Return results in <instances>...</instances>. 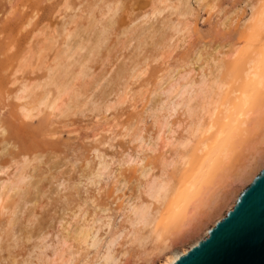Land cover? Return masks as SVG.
I'll return each mask as SVG.
<instances>
[{
	"label": "snow or ice",
	"instance_id": "1",
	"mask_svg": "<svg viewBox=\"0 0 264 264\" xmlns=\"http://www.w3.org/2000/svg\"><path fill=\"white\" fill-rule=\"evenodd\" d=\"M47 3L56 22L55 28H44L49 33V55L55 56L51 63L56 65L45 81L56 90L52 112L75 118L80 131L72 135L80 138L83 147L74 154L65 153L66 159L55 156L49 160L35 188L31 181L36 179L37 161L30 159L28 147L0 153V162L7 165L0 176L26 173L19 185L6 181L0 187V264H154L153 257L158 254L154 245L180 227L184 214L180 209L163 208L153 213L138 200V218L126 221L121 181L125 191L138 192L141 197L151 191L157 200L155 193L163 194L167 187L169 158L178 149L192 146L201 135L215 131L206 123V116L211 115L208 97L221 86L222 76L234 78L242 65L248 68L251 89V95L246 96L250 104L245 107L258 103L264 115V0L154 3L152 15L168 21L174 30L189 21L183 33V58L173 51L176 36L172 48L167 39L161 44V59L175 57L178 61L169 69L172 88L165 94L176 99L162 102L155 99L156 92L151 93L152 101L139 100L105 90L103 81L90 84L85 79L80 83L77 77L75 82L62 83L57 79L65 59L94 53L93 45L105 30L104 9L120 5L103 0ZM192 79L199 83H191ZM141 103L145 107L141 108ZM44 107L41 103L40 109ZM25 118L33 117L27 114ZM225 135L221 130L217 140ZM259 135L264 168V120ZM228 136L235 152L243 153L247 138L235 130ZM32 199L35 203H26ZM34 208L40 215L33 213ZM129 223L130 227L125 226Z\"/></svg>",
	"mask_w": 264,
	"mask_h": 264
},
{
	"label": "rangeland",
	"instance_id": "2",
	"mask_svg": "<svg viewBox=\"0 0 264 264\" xmlns=\"http://www.w3.org/2000/svg\"><path fill=\"white\" fill-rule=\"evenodd\" d=\"M157 2L159 0H103V3L113 6L120 5V7L118 9L116 7L104 9V14L107 16L105 30L104 34L100 38L98 37L93 45L95 47L94 53L88 52L77 57L75 60L80 65L75 60H71L73 63L75 62L74 65L66 59L70 63V70L72 68L76 74L79 73L78 70H85V75L80 77V83H84L85 78L90 84L103 81L101 87L105 90L113 94L124 92L127 93L125 95L135 96L139 100L152 101L154 98L151 93L153 92L158 93V96L155 97L158 102L169 98L165 95L173 79L169 69H174L178 61L175 57L161 59V56L164 55L161 51V44L167 39L168 47L172 48V37L176 36L173 51H176L180 58H183L185 55L182 51L185 47L183 35L185 29L180 27L178 31L174 30L175 26L172 27L168 21L152 15V6ZM187 23L189 24V22ZM209 23L211 24V22ZM55 26L53 10L47 0H0V153L8 150L14 151L18 146L26 145L28 147L31 152L30 159L37 161L34 173L36 179L31 181L34 188L40 183L39 176L43 175L48 168L49 160L55 156H62L66 159L65 153L74 154L83 147L80 138L72 135V133L80 131L77 123L73 122L75 118L59 113L54 114L49 107H44L40 111H33L34 115L31 119L25 118L26 110L24 107L29 103L36 104L40 95L48 92V89L51 95L49 98H55V88L46 86L45 83L51 70L49 68L51 66L54 68L56 65L51 63L55 56L50 57L49 55L50 45L47 44L49 33L44 31L45 27L55 28ZM39 56L42 57L39 58ZM81 60L84 61L83 64ZM40 61L42 62L40 63ZM113 69L116 71L113 72ZM162 72L164 73L163 77H161ZM76 76L79 77V75ZM75 79H73L74 82ZM36 81L42 82L40 88ZM161 81L163 82L161 83ZM28 83L31 86L34 85L33 88L36 85V89H34L36 93L32 94L31 97L27 96L21 99V88ZM32 100L36 102L34 101V103ZM140 107H145V104L141 103ZM262 120H264V115L260 111L256 115L252 114L248 118V123L243 125L244 131H241L242 134L240 132V137L247 138V146L244 152L237 154L233 149L230 158L224 160V163H220L215 172V177L210 181L213 182L214 188L208 183L210 185L207 186L209 187L208 191L205 189L208 195L205 194L204 199L199 200L203 203L198 204L197 202L198 207L195 208L194 205L192 207L194 209L190 208L191 212L188 211L190 214L186 213L187 217L184 216L185 219L183 218L180 227L167 235L169 237L168 243L173 246L172 248L181 250L188 246L189 242L201 237L202 234H199L202 232L201 228L210 226L217 218L225 214L229 206L224 200L225 194L223 195V193L232 189V186L234 188L239 185L240 181L237 178L239 169L242 170V167L244 168L247 166L246 164H250L248 162H252L253 158L255 159L260 155V151H258L261 144L259 127ZM101 151L104 155L108 154V151ZM174 157L169 158L168 174H171L173 182L176 184L186 172L192 171L194 165L186 171L183 160L176 155L178 161L180 160L178 164ZM6 168L7 165L0 162V172H6ZM19 173L13 171L10 175L0 176V187L6 180H17L21 175ZM22 174L23 179L21 180L26 179L25 172ZM125 187L124 181H121V205L126 221H128L127 215H131L132 206L137 205L136 201L138 200L143 204L153 201L152 210L157 211L154 209L155 207L159 209L160 202L150 199L149 193H147L149 196L145 193L141 197L138 192L125 191ZM210 193L212 196L219 195L221 199H214L213 202L212 199L215 197L211 198ZM33 196H35V192ZM206 196L209 203L211 201L214 203H211L214 205L212 208L205 201ZM216 198L218 197L216 196ZM218 202L221 206L218 205ZM26 203L33 204L35 199L28 200ZM230 203L232 204V202ZM76 207L79 208V204ZM32 211L36 215H40L38 208H34ZM58 222L59 218L57 219V226ZM48 223L51 224V221ZM125 226L130 227V224ZM156 263L159 264V261L157 260Z\"/></svg>",
	"mask_w": 264,
	"mask_h": 264
},
{
	"label": "bare ground",
	"instance_id": "3",
	"mask_svg": "<svg viewBox=\"0 0 264 264\" xmlns=\"http://www.w3.org/2000/svg\"><path fill=\"white\" fill-rule=\"evenodd\" d=\"M187 22H189V21H184V24H183L184 26L181 29L187 28V26H188ZM110 24H112V23H110ZM172 27H174V26H172ZM107 30H108V28H107ZM41 57L39 56V58H41ZM87 58H88V56H87ZM26 60H28V59H26ZM77 60H79V59H77ZM72 61H74V60H72ZM72 61H71V63H73ZM81 61H82L81 63L83 64L84 61L83 60H81ZM28 62H29V60H28ZM41 62L42 61H40V63ZM75 62H76V60H75ZM29 64H31V63H29ZM69 64L70 63H68L65 59L63 61V66L58 70L59 75L57 76V79H61L62 83H67L69 80L73 81V79H75L77 77L76 75H79V77H82L85 75L84 69H81V71L78 70L79 73H77V74L75 73V71L72 70V68H71V70H72L71 71L69 68L70 67ZM73 64H71V65H73ZM77 64H79V63H77ZM83 66H85V65H83ZM52 67L53 66H51L49 69H53ZM65 69H67V70L65 71ZM87 70H89V69L87 68ZM255 71L257 73L259 72V66L258 65L255 66ZM247 72H248V68L245 65H242L240 68V71L235 75L234 78L229 79L227 75L222 76L221 77V86L216 87L214 94L212 96L208 97L207 102L210 105L211 115L206 116V123H207V127H211L215 131H213L212 133H209L208 135H201V137L199 139H197L195 141V143L192 146H190L189 148H180L177 151H175L176 154H175L174 158H176V155H177V157L179 159L183 160V163L185 164V165L184 164L183 165L187 169L186 171H188L192 165H194V167L192 166L193 167L192 171H190L189 173L186 172L183 175V177L180 178L179 182L176 184L173 182V177L171 176V174L170 175L168 174L170 177L169 176L167 177L168 182H167V187H166L165 192L163 194H161L159 192L155 193V195L157 197L156 201L160 202L159 209H158V207L154 208V209H157V211H159L161 208H163L165 211L180 209L181 212L184 214L183 218H184V216L187 217L186 213H188L189 209L194 207V205H195V208L198 207V205L196 203L198 202V204H200L201 202H199V200L204 199V195L207 194V191L209 189V187H207V186L209 184H211V187H213L212 186L213 182H210V181L212 180L213 177H215L214 176L215 172L219 168L220 163H224L225 162L224 160H227L228 158H230V156L232 155V153L234 151L233 150L234 148H233L232 143L229 139L228 133H231L233 130H235L236 134L240 136L242 134L241 131H244L242 129L243 125L248 123V118L252 114L256 115L261 111L258 103L254 104L250 107H245L246 104H250V101L246 100V96L251 95V89L249 88V84H248ZM48 78H49V76H48ZM85 79H87V78H85ZM83 81H85V80H83ZM36 83H38V81H36ZM191 83L198 84L199 80L192 79ZM41 84H42V82L38 83L37 86H39V88H40ZM47 85L49 86V84L46 83V86ZM33 86L34 85L31 86V84L29 85V83L25 84L21 88L22 97L20 96V98L22 99V98L27 97V96L31 97L32 94L36 93V91L34 90V89H36V85L34 88H33ZM257 86H258V81H257ZM171 88H172V84H170V87L167 89V92ZM25 89H27V91H25ZM195 90L199 91V89H195ZM39 91H40V89H39ZM55 91H54V93H56ZM189 91L191 92V91H193V89L189 88ZM21 93H20V95H21ZM46 93L44 92L41 95L38 93L40 95L39 100L37 99L38 101L36 102L35 101L36 99L34 98L35 99L34 101L36 102V104H30L29 103L24 107L25 108L24 110H26V115L31 114V116H33L34 115V112H33L34 108L37 109L38 111H40V104L41 103L46 104V107H49L52 109V105L55 103V98H53V99H50L51 97L49 98V95H50L49 89H48V92H46ZM160 93H162V92H160ZM25 94H26V96H25ZM125 94H127V93H125ZM55 96H56V94H55ZM33 97H34V95H33ZM173 98H176V97L172 96V97H169L168 99L174 100ZM221 130H223L226 133V135L224 137H222L221 139L217 140V137L220 136ZM240 132H241V134H240ZM258 151H260V150H258ZM259 154H260V152H259ZM256 155H258V154H256ZM176 160H177V162L175 161L176 163H178L180 161V160L178 161L177 158H176ZM248 163H250V164H246L247 166L244 165L245 167L244 168L242 167V170L239 169V175H237L238 176L237 178L240 181L239 185H237V186L235 185L236 187H234V188L232 186L231 187L232 189H230L229 191L226 190L225 193H223V195L225 194V196L222 195L225 198L224 200H226L225 201L226 204L229 206L226 209L225 214L221 215L219 218H217L214 221V223H212L210 226H207V227L204 226L203 228H201L202 232L199 233V234H202L201 237L196 238L192 241L190 240L191 242H189V245L183 247L181 250H176L175 248H172L173 246L170 245V243H168L169 237L167 236L172 231L167 233L165 238L160 241L161 243L156 244V246H154V250L158 253L157 255H155L153 257L154 264H158V263H156L157 260L159 261V264H168V261H171L172 264H174L182 255L186 254L192 247L197 245L201 239H203L207 235H209L210 229L214 225H216V223L220 219H222L230 209H232L234 207L239 195L244 190V188L247 185H249L254 180V178L263 169L261 167V156L260 155L255 157V159L253 158L252 162H248ZM22 173H23V171H22ZM22 173H19V175L20 174L23 175ZM168 173H169V171H168ZM21 175L19 176V178L17 180L10 181V183L19 185L20 182L22 181L21 179H23V177ZM204 191H206V193H204ZM210 191L212 192V190H209V192ZM147 193H149L150 196ZM146 194L149 196L150 199L153 196V193L151 191L146 192ZM202 195H203V197H202ZM210 196H212L211 193H210ZM216 196L218 198H216ZM216 196L211 197V198L215 197L212 199V201L214 199L217 200L220 198L219 195H216ZM206 198H207V196H206ZM152 200H153V198H152ZM205 201H207V204L209 203L208 198L205 199ZM212 201H211V203L214 202V201L213 202ZM230 202H232V204ZM147 203H145V204H147ZM149 203L147 205H149L150 207H153L152 206L153 201L149 202ZM211 203H209V205L212 208L214 206L213 205L214 203L212 205H211ZM219 204L220 203L218 202V205ZM219 206H221V204ZM219 206L218 207L216 206V207L220 208ZM132 207H133V208H131L132 212H130L131 215H127L128 221L136 220L138 218L137 210L139 208V205L138 204L133 205ZM192 209H194V208H192ZM129 211H131V210H129ZM152 211H153V213L157 212V211L154 212V210H152ZM189 214L190 213H188V215ZM182 221H183V219L181 220V222ZM149 231H151V228H149Z\"/></svg>",
	"mask_w": 264,
	"mask_h": 264
},
{
	"label": "water",
	"instance_id": "4",
	"mask_svg": "<svg viewBox=\"0 0 264 264\" xmlns=\"http://www.w3.org/2000/svg\"><path fill=\"white\" fill-rule=\"evenodd\" d=\"M174 264H264V168L209 235Z\"/></svg>",
	"mask_w": 264,
	"mask_h": 264
}]
</instances>
